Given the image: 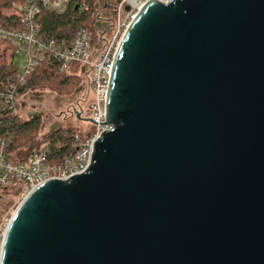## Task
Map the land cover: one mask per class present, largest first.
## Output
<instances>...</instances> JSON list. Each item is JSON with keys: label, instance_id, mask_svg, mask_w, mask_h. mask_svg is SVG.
I'll return each mask as SVG.
<instances>
[{"label": "water", "instance_id": "water-1", "mask_svg": "<svg viewBox=\"0 0 264 264\" xmlns=\"http://www.w3.org/2000/svg\"><path fill=\"white\" fill-rule=\"evenodd\" d=\"M106 122L86 174L19 207L1 264H264V0L148 3Z\"/></svg>", "mask_w": 264, "mask_h": 264}, {"label": "built area", "instance_id": "built-area-1", "mask_svg": "<svg viewBox=\"0 0 264 264\" xmlns=\"http://www.w3.org/2000/svg\"><path fill=\"white\" fill-rule=\"evenodd\" d=\"M151 1L168 4L172 0H117L109 34L100 30L94 19V30L79 28L69 46L44 42L39 37L41 13L48 11L62 14L68 8V0H28L16 12L19 17L17 26H4L0 23V40L8 43L12 49L8 64L15 65L16 54H22L28 60L27 68L20 71L18 80L0 88V105L3 109L20 115L24 106H21L22 97L18 96V83L23 85L26 77L45 62L56 61L62 74L80 76L92 93L87 112L79 106L76 109V120L90 126L86 131L78 130L73 134L74 153L70 156L55 162L51 158L50 149L40 145L29 148L24 157L13 161L7 152L8 144L0 142V190L18 191L20 194L19 205L1 234L0 264L7 231L19 207L48 182H68L90 170L95 145L105 131L114 128V125L106 122V116L109 82L117 53L129 28ZM126 7H129V11H126ZM83 9L87 11L88 7L84 5ZM95 34L99 38L96 44ZM105 34H108L107 39H104ZM86 113H89L90 119H86Z\"/></svg>", "mask_w": 264, "mask_h": 264}, {"label": "trees", "instance_id": "trees-1", "mask_svg": "<svg viewBox=\"0 0 264 264\" xmlns=\"http://www.w3.org/2000/svg\"><path fill=\"white\" fill-rule=\"evenodd\" d=\"M28 0H0V23L4 26H17L20 7ZM100 0H68V8L62 14L43 11L39 16V37L44 42L66 44L69 46L75 38L79 28H91L94 30V19L101 6ZM87 6L85 11L83 6ZM114 8L112 17L114 21ZM99 38L94 36V43ZM9 44L0 40V47ZM4 54L0 53V88L16 82L20 75V69L15 65L5 62ZM18 96L23 97L31 90L48 86L56 94H70L83 87V79L77 75H65L59 70L56 61L45 62L37 66L27 77L25 83H18ZM41 118H31L23 121L20 115H14L0 105V142L8 144L7 152L13 161L15 153L22 149L37 148L44 145L50 149L51 158L55 162L64 159L74 153L72 149V136L77 129L61 128L47 133H41Z\"/></svg>", "mask_w": 264, "mask_h": 264}, {"label": "rangeland", "instance_id": "rangeland-1", "mask_svg": "<svg viewBox=\"0 0 264 264\" xmlns=\"http://www.w3.org/2000/svg\"><path fill=\"white\" fill-rule=\"evenodd\" d=\"M109 33L110 31L108 34ZM108 34L104 35V39L108 38ZM0 53L4 54L5 62L8 64L11 58L12 49L10 50L8 46L2 45L0 47ZM14 64L19 67L20 71H24L27 68L28 60L24 57V55L16 54ZM84 86L85 87L78 94L75 91L74 93H68L65 95L56 94L48 86L31 90L21 99V106L26 104L20 112L21 119L23 121H27L30 119V114H41L44 118L42 119L43 124L41 133L49 132L51 130L50 126L54 124H58L63 128L77 129L79 131L88 130L90 126L88 123L79 122L73 117L66 116V112L71 104H75L79 98L88 97L89 101L86 105L87 111L90 101L92 100V93L88 84H85ZM85 117L87 118V114ZM25 150L27 149H22L16 152L15 158L20 159L24 157L26 155ZM19 195L18 191L5 192L0 190V240L7 221L12 217L19 205Z\"/></svg>", "mask_w": 264, "mask_h": 264}, {"label": "flooded vegetation", "instance_id": "flooded-vegetation-1", "mask_svg": "<svg viewBox=\"0 0 264 264\" xmlns=\"http://www.w3.org/2000/svg\"><path fill=\"white\" fill-rule=\"evenodd\" d=\"M100 1H101L100 2L101 6L98 9V13L95 16V20L98 24V28H100V30H102L103 32L105 30V32L107 33L110 31L111 26H112V22H113L112 7L117 0H100ZM88 101H89L88 97L77 99L75 104H71V106L69 107L68 111L66 112V116L67 117H73L76 120L75 112H76L77 107L79 106L80 108L85 110V112H87L86 111V105L88 104ZM86 114H87L86 119H90L89 113H86ZM34 116H38V118L44 119L41 114H33L32 113L29 115L30 119ZM43 127H44V125H43ZM61 128H63V127L58 125V124H54V125L50 126V129H52V130H57V129H61Z\"/></svg>", "mask_w": 264, "mask_h": 264}, {"label": "crops", "instance_id": "crops-1", "mask_svg": "<svg viewBox=\"0 0 264 264\" xmlns=\"http://www.w3.org/2000/svg\"><path fill=\"white\" fill-rule=\"evenodd\" d=\"M26 151V150H25ZM27 152V151H26ZM27 154V153H26Z\"/></svg>", "mask_w": 264, "mask_h": 264}]
</instances>
